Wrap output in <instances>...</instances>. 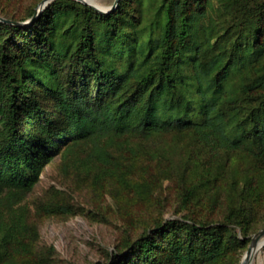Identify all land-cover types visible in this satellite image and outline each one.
Returning a JSON list of instances; mask_svg holds the SVG:
<instances>
[{
	"label": "trees",
	"instance_id": "1",
	"mask_svg": "<svg viewBox=\"0 0 264 264\" xmlns=\"http://www.w3.org/2000/svg\"><path fill=\"white\" fill-rule=\"evenodd\" d=\"M2 8L12 22L35 13ZM0 86V200L29 192L61 144L90 141L108 162L96 143L124 137L167 163L159 177L183 183V201L220 182L240 201L217 224L157 222L112 264H238L231 226L249 224L263 186L236 156L264 164V0H119L107 13L53 0L28 24L0 20ZM17 212L0 222L6 258L26 231Z\"/></svg>",
	"mask_w": 264,
	"mask_h": 264
},
{
	"label": "rangeland",
	"instance_id": "2",
	"mask_svg": "<svg viewBox=\"0 0 264 264\" xmlns=\"http://www.w3.org/2000/svg\"><path fill=\"white\" fill-rule=\"evenodd\" d=\"M42 1L2 0L0 6L26 16ZM93 1L92 5L103 10L114 2ZM129 141L123 137L115 138L113 143L107 138L97 142L108 150V162L92 152L90 141L81 140L74 146L67 141L58 151L52 149L53 155L29 192L12 204L0 200L2 227L8 228L17 211L23 212L26 226L14 253L7 247L6 258L1 254L5 248H0V264H112L115 256L126 253L130 243L157 222L186 216L217 224L223 221L229 205L240 201L228 193L223 182L217 192L210 186L183 201L184 184L159 177L167 163L157 162L146 152H128L127 143L134 145V140ZM236 158L240 167H247L254 175L253 182L263 180L258 195L248 201L252 209L249 224L231 226L230 234L245 241L242 248L230 251L241 264L252 237L264 226V164L254 166L242 155ZM122 174L128 183L120 180ZM149 177L158 183L150 190L142 189L140 183ZM250 264H264V244Z\"/></svg>",
	"mask_w": 264,
	"mask_h": 264
},
{
	"label": "water",
	"instance_id": "3",
	"mask_svg": "<svg viewBox=\"0 0 264 264\" xmlns=\"http://www.w3.org/2000/svg\"><path fill=\"white\" fill-rule=\"evenodd\" d=\"M51 1H53V0H43L42 3H41V5L37 8V10L35 11L34 15L32 16V18H31L30 20H27V21H24V22H12V21H10V20H8V19H5V18H3V17H0V20L5 21V22H8V23L19 24V25H25V24H28V23H30V22H31V21H32V20H33V19H34V18H35V17H36L41 11H42V10L45 8V6H46L48 3H50ZM76 1H79V2H82V3H84V4H87V5L93 7L95 10H97V11H99V12H101V13H107L108 11L113 10V9L117 6V4H118V2H119V0H114L112 6H111L110 8L103 10V9H100V8H98V7H96V6H94V5L90 4V3H88L86 0H76ZM263 236H264V226H263L260 230H258V231L254 234V236L252 237L251 242H250V244H249V246H248V248H247V251H246V253H245L244 257H243V260H242V263H241V264H250V262H251V260H252V258H253V256H254V254H255V252H256V251L258 250V248L261 246V245H259V240H260Z\"/></svg>",
	"mask_w": 264,
	"mask_h": 264
},
{
	"label": "bare ground",
	"instance_id": "4",
	"mask_svg": "<svg viewBox=\"0 0 264 264\" xmlns=\"http://www.w3.org/2000/svg\"><path fill=\"white\" fill-rule=\"evenodd\" d=\"M86 1L91 3V4H95V2L93 0H86ZM262 244H264V236L259 240V245H262Z\"/></svg>",
	"mask_w": 264,
	"mask_h": 264
}]
</instances>
